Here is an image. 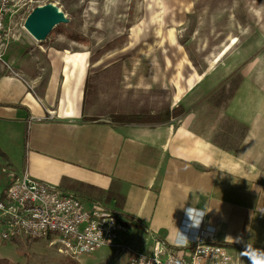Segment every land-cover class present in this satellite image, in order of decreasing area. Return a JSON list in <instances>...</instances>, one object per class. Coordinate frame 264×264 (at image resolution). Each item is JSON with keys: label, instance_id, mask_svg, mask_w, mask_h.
Wrapping results in <instances>:
<instances>
[{"label": "crops", "instance_id": "crops-1", "mask_svg": "<svg viewBox=\"0 0 264 264\" xmlns=\"http://www.w3.org/2000/svg\"><path fill=\"white\" fill-rule=\"evenodd\" d=\"M64 55L52 57L43 87L0 62V163L103 202L140 238L174 246L207 226L235 263L250 264L246 246L264 249V93L256 83L244 76L222 108L226 123L204 133L196 113L211 90L198 80L176 104V74L165 69L172 100L160 107L184 114L128 123L130 114H155L149 99L129 103V88L143 86L128 84V69L67 70Z\"/></svg>", "mask_w": 264, "mask_h": 264}, {"label": "rangeland", "instance_id": "rangeland-1", "mask_svg": "<svg viewBox=\"0 0 264 264\" xmlns=\"http://www.w3.org/2000/svg\"><path fill=\"white\" fill-rule=\"evenodd\" d=\"M49 3L57 5L69 21L58 25L46 41L39 42L26 30L25 23L33 9ZM162 3L164 30L175 29L179 49L167 42L166 36L164 42L158 44L162 42V35L155 38L156 33L151 31L149 23L144 27L148 36H142L133 48L130 47L131 28L148 20L145 0L13 1L18 13L9 23L10 38L3 47L4 59L0 62L4 66L9 64L10 73L27 83L43 87L55 54L64 55L66 50L86 53L89 71L106 66L128 69L127 74H123L128 84L143 86L129 88V103H135L138 98L149 99L158 114L165 110L160 106L172 100L167 75L163 72L167 69L170 74H176L180 70L176 63L184 55L192 69L186 66L181 70L182 76L195 71L211 90L209 101L197 111L195 120V126L206 133L214 122L226 123L222 108L244 76L253 80L264 93V0H162ZM260 10L262 15L256 18ZM248 24L249 30L241 34ZM150 45L153 48L148 49ZM126 47L131 49L124 53ZM166 58L171 60V66L166 64ZM173 77L179 80L180 75H171L170 79ZM182 82L184 95L187 89ZM16 177L9 165L0 163V195L6 193ZM127 231L122 243L133 251H151L152 237L145 234L140 238L135 229ZM50 241L48 237L8 241L0 244V259H9L11 264H130L133 254L130 250L105 247L90 255L70 258L59 253Z\"/></svg>", "mask_w": 264, "mask_h": 264}, {"label": "built area", "instance_id": "built-area-1", "mask_svg": "<svg viewBox=\"0 0 264 264\" xmlns=\"http://www.w3.org/2000/svg\"><path fill=\"white\" fill-rule=\"evenodd\" d=\"M13 1L17 0H0V60L10 38L9 23L18 13ZM128 223L103 202L86 201L27 172L17 175L0 197V244L23 237H48L59 253L70 258L105 247L133 251L122 243ZM208 229L200 225L194 236L174 246L153 236L151 251H133L130 264H237L226 245L207 236Z\"/></svg>", "mask_w": 264, "mask_h": 264}, {"label": "bare ground", "instance_id": "bare-ground-1", "mask_svg": "<svg viewBox=\"0 0 264 264\" xmlns=\"http://www.w3.org/2000/svg\"><path fill=\"white\" fill-rule=\"evenodd\" d=\"M146 2V11L149 12V16H148V20L147 21H140L138 22L137 25H134L131 28V37H132V41H131V48L134 47L135 43L137 41H139L142 36L145 34L144 32V27H146V23L151 24V28L153 31V33H156L157 36L162 35V42L160 41L158 44H162L164 42V37L166 36L167 42H169L170 44L176 46L178 49L181 48V46H179L177 44V37H176V31L175 29L169 28L166 32H165V28H164V22H165V8L164 5L162 3V0H145ZM206 11V7L203 8V12ZM263 11H258L256 18L260 17L262 15ZM156 27V30L154 28V26ZM249 30V24L246 25L241 34L246 33ZM163 34H165L163 36ZM136 41V42H135ZM131 48L126 47L123 52H128ZM153 48V45L148 46V49ZM140 54L143 53V51L139 52ZM136 53V54H139ZM179 54V53H178ZM63 62L64 65L66 67V69L68 70L70 67H84L87 66V54L86 53H71L69 50H66L64 58H63ZM166 64L168 66H171L172 62L170 59L166 58ZM191 63L189 60H187L185 58L184 55H182L177 63L176 66L179 67L180 70L177 71L176 75H180L179 80H175V87L177 89V93L175 95V100L179 101L180 97L182 96L183 92H184V88L183 85L181 84V81H184L185 84V89H190L194 86L195 82L201 79V75H199L197 72L193 71L192 74H190V76L188 77H184L182 76V69H185L186 66H188L190 69H192L190 66ZM68 114H71V110H68Z\"/></svg>", "mask_w": 264, "mask_h": 264}, {"label": "water", "instance_id": "water-1", "mask_svg": "<svg viewBox=\"0 0 264 264\" xmlns=\"http://www.w3.org/2000/svg\"><path fill=\"white\" fill-rule=\"evenodd\" d=\"M68 21L66 14L57 5L49 3L33 9L26 20L25 28L34 39L44 42L58 25ZM147 36L148 34H144L143 38ZM157 37L160 36L156 35L155 38Z\"/></svg>", "mask_w": 264, "mask_h": 264}, {"label": "trees", "instance_id": "trees-1", "mask_svg": "<svg viewBox=\"0 0 264 264\" xmlns=\"http://www.w3.org/2000/svg\"><path fill=\"white\" fill-rule=\"evenodd\" d=\"M185 112L182 106H178L173 110L165 109L158 114L143 113V114H130L126 118L128 123H142V124H153L163 123L171 121L173 118H178ZM0 156L6 157V154L0 149ZM4 197V196H3ZM0 264H11V261L6 258L0 259Z\"/></svg>", "mask_w": 264, "mask_h": 264}, {"label": "clouds", "instance_id": "clouds-1", "mask_svg": "<svg viewBox=\"0 0 264 264\" xmlns=\"http://www.w3.org/2000/svg\"><path fill=\"white\" fill-rule=\"evenodd\" d=\"M244 254L248 256L250 264H264V249L246 246Z\"/></svg>", "mask_w": 264, "mask_h": 264}]
</instances>
